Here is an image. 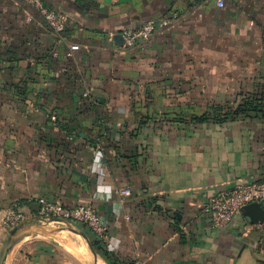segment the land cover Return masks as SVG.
I'll use <instances>...</instances> for the list:
<instances>
[{"label":"crops","instance_id":"0c3cea01","mask_svg":"<svg viewBox=\"0 0 264 264\" xmlns=\"http://www.w3.org/2000/svg\"><path fill=\"white\" fill-rule=\"evenodd\" d=\"M44 1L68 16L60 36L22 0H0V254L9 210L35 215L41 198L93 206L106 232L82 225L87 247L68 254L34 221L5 264H264L242 214L217 230L203 213L264 179V115L191 120L264 98V0ZM165 18L148 43L123 47L124 29ZM107 183L110 200L97 195Z\"/></svg>","mask_w":264,"mask_h":264},{"label":"built area","instance_id":"2783aa9c","mask_svg":"<svg viewBox=\"0 0 264 264\" xmlns=\"http://www.w3.org/2000/svg\"><path fill=\"white\" fill-rule=\"evenodd\" d=\"M26 5L34 8L44 19L48 27L54 34L62 35L68 26V16L65 12L47 6L44 0H22ZM171 20L151 19L136 28H126L122 31L123 47L134 49L148 43L159 30L169 27ZM77 45L72 46V50H77ZM264 202V179L252 184H239L231 190L222 191L210 198L203 208V213L210 219L214 229H226L234 218L242 214V208L254 203ZM40 209L34 215L32 211H23L17 204L9 210L4 217V225L9 231L13 230L22 223L41 217L46 220L56 222H66L72 226L79 223L85 226L92 234L98 238H103L106 227L101 216L91 205L68 207L59 202H52L46 198L38 200ZM258 230L262 236L261 251L264 252V223L250 225L247 223L246 231Z\"/></svg>","mask_w":264,"mask_h":264},{"label":"trees","instance_id":"16d2710c","mask_svg":"<svg viewBox=\"0 0 264 264\" xmlns=\"http://www.w3.org/2000/svg\"><path fill=\"white\" fill-rule=\"evenodd\" d=\"M253 114H263L264 115V98L258 97L256 95H248L244 98L237 107H218L212 108L211 110L203 113L200 116L193 115L192 119L196 122H204L208 120L215 121H225V120H234L241 116H251ZM93 249L98 252L100 246L96 240L91 241ZM111 260V258H109ZM112 264H115L114 260H111Z\"/></svg>","mask_w":264,"mask_h":264},{"label":"water","instance_id":"95a60500","mask_svg":"<svg viewBox=\"0 0 264 264\" xmlns=\"http://www.w3.org/2000/svg\"><path fill=\"white\" fill-rule=\"evenodd\" d=\"M122 37V36H121ZM123 39V37L121 38ZM40 206H37V211H39ZM242 215L244 216L245 220L247 221L248 224L250 225H258V224H263L264 223V202L262 203H254L245 206L242 208ZM45 222V223H53V224H63L65 226H68L71 230H74L71 225H69L66 222H56L54 220H46L41 217H36L34 219L28 220L21 225L17 226L13 230L10 231L8 239L6 240L3 249L0 254V264H5L6 258H7V253H8V245L12 238L19 232L23 230V228L31 223V222ZM75 231V230H74ZM78 233V232H77Z\"/></svg>","mask_w":264,"mask_h":264},{"label":"rangeland","instance_id":"374dc122","mask_svg":"<svg viewBox=\"0 0 264 264\" xmlns=\"http://www.w3.org/2000/svg\"><path fill=\"white\" fill-rule=\"evenodd\" d=\"M46 226H47V229L49 230V231H55V236L54 237H50V238H54L55 240H56V242H57V245L59 244V246H61L62 248H63V250L65 251V252H67L68 254H75L74 253V249H77V250H84L85 249V247H87L86 245H85V242H84V240L80 237V236H78L76 233L77 232H80L81 230H83L82 229V224H79V223H73L72 224V227H73V229L75 230H71L68 226H65V225H63V224H54V226H53V224L51 223V224H49V223H46L45 224ZM50 227V229H49V227ZM54 230H53V229ZM57 228H58V230H57ZM61 230V231H60ZM60 234V235H59ZM57 238V239H56ZM70 238V239H69ZM59 240H61V241H59ZM66 240L69 242V240H70V242L72 243V245H73V248L71 249V247L70 248H67L68 246H65V244H63V242H66ZM62 242V243H61ZM70 245V244H69ZM63 246H65V247H63Z\"/></svg>","mask_w":264,"mask_h":264},{"label":"clouds","instance_id":"9594fccd","mask_svg":"<svg viewBox=\"0 0 264 264\" xmlns=\"http://www.w3.org/2000/svg\"><path fill=\"white\" fill-rule=\"evenodd\" d=\"M220 6H222V0H219ZM104 158V153L102 151H95L94 152V160H93V165L91 168V171L93 173L97 172V168L102 167V160ZM115 190V187L111 183L107 184H100L97 186V195L100 196L101 198L108 199L110 200L112 198L113 192ZM116 215L120 214V209L115 210Z\"/></svg>","mask_w":264,"mask_h":264},{"label":"bare ground","instance_id":"6f19581e","mask_svg":"<svg viewBox=\"0 0 264 264\" xmlns=\"http://www.w3.org/2000/svg\"><path fill=\"white\" fill-rule=\"evenodd\" d=\"M41 225V224H40ZM36 226V225H35ZM54 226V225H53ZM49 227V226H48ZM51 227V226H50ZM50 227H49V229H50ZM36 228V227H35ZM44 228V227H43ZM28 229H30V228H28ZM36 229H38V228H36ZM40 229V228H39ZM53 229V228H52ZM26 230V229H25ZM31 230V229H30ZM43 230V229H42ZM54 230V229H53ZM57 230H58V228H57ZM61 231V230H60ZM39 232H42V231H39ZM38 233V232H37ZM44 233H45V231H44ZM49 233V232H48ZM55 233V232H54ZM57 233V232H56ZM55 233V234H56ZM50 234H51V232H50ZM17 235V234H16ZM60 235V234H59ZM14 237H17V236H14ZM28 237V236H27ZM37 237V236H36ZM44 237V236H43ZM32 238V237H31ZM47 238V237H46ZM15 239V238H14ZM13 239V240H14ZM25 239H26V237H25ZM24 239V240H25ZM57 239V238H56ZM59 241H61V240H59ZM62 243V242H61ZM64 243V242H63ZM20 246V245H19ZM66 246V245H65ZM65 246H63V247H65ZM16 248V247H15ZM14 251H15V249H14ZM14 253V252H13ZM13 256V255H12ZM9 262V261H8Z\"/></svg>","mask_w":264,"mask_h":264}]
</instances>
